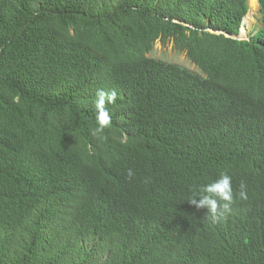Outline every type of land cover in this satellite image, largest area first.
Listing matches in <instances>:
<instances>
[{
  "label": "trees",
  "instance_id": "trees-1",
  "mask_svg": "<svg viewBox=\"0 0 264 264\" xmlns=\"http://www.w3.org/2000/svg\"><path fill=\"white\" fill-rule=\"evenodd\" d=\"M256 1L236 40L209 30L237 35L247 0H0V264H264ZM222 173L248 199L213 222L187 200Z\"/></svg>",
  "mask_w": 264,
  "mask_h": 264
},
{
  "label": "clouds",
  "instance_id": "clouds-1",
  "mask_svg": "<svg viewBox=\"0 0 264 264\" xmlns=\"http://www.w3.org/2000/svg\"><path fill=\"white\" fill-rule=\"evenodd\" d=\"M174 21L177 22L176 20ZM183 24L185 25L186 23ZM242 40H248V36L246 37V39H242ZM117 95L118 93L115 90L108 91L105 89H98L96 91L95 93L96 98L94 101L95 110H96V116H95L96 126L91 129V134L93 136H99L103 134L105 130L108 129L112 124V117L110 115L109 108L107 106L115 104L117 102ZM128 175L129 176L133 175L131 169L128 170ZM237 199L240 201H246L248 199L247 185L243 181L240 183L238 197H237V195L234 194L233 191L231 176H229L227 173H222L213 182L195 188L192 191L191 198L188 199L187 201L191 205H194L196 209H201V208L206 209L209 218L213 222H215L218 219L223 218L226 213H229L232 210V206L237 202Z\"/></svg>",
  "mask_w": 264,
  "mask_h": 264
},
{
  "label": "rangeland",
  "instance_id": "rangeland-1",
  "mask_svg": "<svg viewBox=\"0 0 264 264\" xmlns=\"http://www.w3.org/2000/svg\"><path fill=\"white\" fill-rule=\"evenodd\" d=\"M247 6H248V12L250 13V17L248 18V23L246 24L244 29V37H247L252 32L254 33L261 27V13L259 11L257 4L256 7L252 9L250 8V5L248 4V0H247ZM147 55L149 57L162 59L165 61H169L171 63H177L185 66L189 70L198 72L188 62L186 56L182 52H179L176 49L172 48V44H168L165 47H162L159 42H156L153 45L151 52H149Z\"/></svg>",
  "mask_w": 264,
  "mask_h": 264
},
{
  "label": "water",
  "instance_id": "water-1",
  "mask_svg": "<svg viewBox=\"0 0 264 264\" xmlns=\"http://www.w3.org/2000/svg\"><path fill=\"white\" fill-rule=\"evenodd\" d=\"M249 15H250L249 12H247L246 15L242 18V22H241V26H240L238 35H230V34L223 32V31H212V30H210V32L215 33V34H223L227 38L236 39V40L246 39V37H244V35L242 33V30L246 26V21L248 20ZM185 25H187V24H185Z\"/></svg>",
  "mask_w": 264,
  "mask_h": 264
},
{
  "label": "bare ground",
  "instance_id": "bare-ground-1",
  "mask_svg": "<svg viewBox=\"0 0 264 264\" xmlns=\"http://www.w3.org/2000/svg\"><path fill=\"white\" fill-rule=\"evenodd\" d=\"M248 4L250 5V8L252 9L256 7L255 0H248ZM246 23H248V20L246 21ZM242 33L244 34V29L242 30Z\"/></svg>",
  "mask_w": 264,
  "mask_h": 264
}]
</instances>
